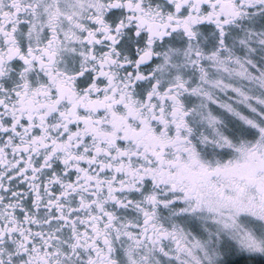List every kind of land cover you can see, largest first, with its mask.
I'll use <instances>...</instances> for the list:
<instances>
[{
	"label": "snow or ice",
	"instance_id": "1",
	"mask_svg": "<svg viewBox=\"0 0 264 264\" xmlns=\"http://www.w3.org/2000/svg\"><path fill=\"white\" fill-rule=\"evenodd\" d=\"M0 264H264V0H0Z\"/></svg>",
	"mask_w": 264,
	"mask_h": 264
}]
</instances>
